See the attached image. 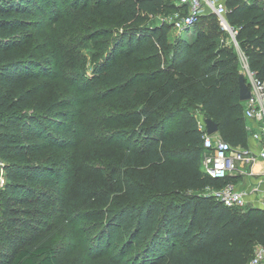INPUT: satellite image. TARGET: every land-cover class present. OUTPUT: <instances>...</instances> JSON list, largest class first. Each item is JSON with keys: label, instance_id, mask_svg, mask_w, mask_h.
I'll use <instances>...</instances> for the list:
<instances>
[{"label": "trees", "instance_id": "trees-1", "mask_svg": "<svg viewBox=\"0 0 264 264\" xmlns=\"http://www.w3.org/2000/svg\"><path fill=\"white\" fill-rule=\"evenodd\" d=\"M31 2L36 1L0 0V119L11 128L0 130V158L6 160L0 264H64L53 235L39 233L38 218L48 202L31 185L46 170L28 155L30 135L45 132L39 119L45 113L26 112L36 94L24 83L32 65L16 55V34L28 28L21 14ZM81 4L78 14L91 26L83 40L86 46L91 42L92 57L106 64L98 83L106 105L100 135L113 147L105 161L106 192L125 200L113 196L118 207L107 209L109 221L129 242L137 241L141 264H248L254 244H264V208L229 207L204 192L225 179L202 170L201 132L187 107L198 106L230 144H246L237 86L239 55L228 33L213 14H203L180 31L192 29L191 41L170 45V24L145 20L180 9L175 0ZM225 6L239 51L264 80V0H225ZM122 46L127 49L121 51ZM169 51L165 64L161 55Z\"/></svg>", "mask_w": 264, "mask_h": 264}, {"label": "rangeland", "instance_id": "rangeland-1", "mask_svg": "<svg viewBox=\"0 0 264 264\" xmlns=\"http://www.w3.org/2000/svg\"><path fill=\"white\" fill-rule=\"evenodd\" d=\"M35 1L21 14L28 28L16 34L20 39L16 55L32 65L24 83L36 94L26 112L45 113L39 118L45 132L30 135L32 150L28 154L30 161L46 169L31 183L46 194L48 202L38 218L39 233L53 235L56 253L64 264H141L137 241L129 242L125 232L108 219L107 209L118 207L115 196L122 203L125 200L122 194L108 196L106 192L105 161L113 147L100 135L105 129L100 117L106 105L98 87L106 64L102 66L101 58L92 57L91 42L86 46L83 40L91 26L78 14L82 0L78 4L77 0ZM159 22L158 15L145 20L149 25ZM166 36L170 45L194 38L192 29L181 34L171 27ZM169 55L170 51L161 55V62L166 64ZM187 107L194 114L199 112L198 106ZM7 129L11 128L0 119V130ZM4 182L5 176L0 191Z\"/></svg>", "mask_w": 264, "mask_h": 264}, {"label": "built area", "instance_id": "built-area-1", "mask_svg": "<svg viewBox=\"0 0 264 264\" xmlns=\"http://www.w3.org/2000/svg\"><path fill=\"white\" fill-rule=\"evenodd\" d=\"M175 3L181 8L167 15H158L160 22L169 23L171 28L180 32L194 24L200 15L213 14L238 50L240 71L250 90V96L242 101L243 127L247 136L245 145H232L218 132L207 134L203 115L200 112L195 114L201 132V168L212 178L225 179L220 187L206 189L229 207L244 208L247 202H251L264 208V80L248 68L245 56L238 49L234 36L236 30L226 17L225 0H175ZM4 167L0 159V180L5 176ZM243 180L246 183L241 186ZM248 264H264V244H254Z\"/></svg>", "mask_w": 264, "mask_h": 264}, {"label": "water", "instance_id": "water-1", "mask_svg": "<svg viewBox=\"0 0 264 264\" xmlns=\"http://www.w3.org/2000/svg\"><path fill=\"white\" fill-rule=\"evenodd\" d=\"M237 86H238V98L240 101L247 99L250 96V90L247 82L245 81V77L242 71H239L237 76ZM204 123L206 128V133L211 134L213 132L218 131L217 123L211 119L210 117H204ZM247 206H252L251 202H247Z\"/></svg>", "mask_w": 264, "mask_h": 264}, {"label": "crops", "instance_id": "crops-1", "mask_svg": "<svg viewBox=\"0 0 264 264\" xmlns=\"http://www.w3.org/2000/svg\"><path fill=\"white\" fill-rule=\"evenodd\" d=\"M242 183L245 185V183H246L245 180H243Z\"/></svg>", "mask_w": 264, "mask_h": 264}]
</instances>
